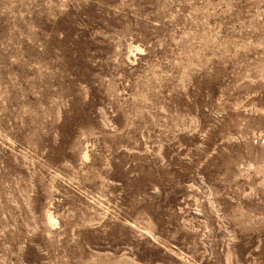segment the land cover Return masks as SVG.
Listing matches in <instances>:
<instances>
[{"label": "rangeland", "instance_id": "obj_1", "mask_svg": "<svg viewBox=\"0 0 264 264\" xmlns=\"http://www.w3.org/2000/svg\"><path fill=\"white\" fill-rule=\"evenodd\" d=\"M0 264H264V0H0Z\"/></svg>", "mask_w": 264, "mask_h": 264}, {"label": "bare ground", "instance_id": "obj_2", "mask_svg": "<svg viewBox=\"0 0 264 264\" xmlns=\"http://www.w3.org/2000/svg\"><path fill=\"white\" fill-rule=\"evenodd\" d=\"M48 219H49V222H51V221H52V217H51V216H49V217H48Z\"/></svg>", "mask_w": 264, "mask_h": 264}]
</instances>
